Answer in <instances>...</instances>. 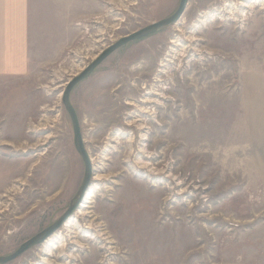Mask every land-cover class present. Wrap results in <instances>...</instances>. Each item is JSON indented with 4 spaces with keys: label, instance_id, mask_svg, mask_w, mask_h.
<instances>
[{
    "label": "rangeland",
    "instance_id": "1",
    "mask_svg": "<svg viewBox=\"0 0 264 264\" xmlns=\"http://www.w3.org/2000/svg\"><path fill=\"white\" fill-rule=\"evenodd\" d=\"M123 1L98 0L64 31L31 23L28 74L0 76V257L57 222L83 184L67 82L181 0ZM257 96L262 104L264 1L190 0L176 24L125 45L74 88L90 185L59 231L8 264H264V121L255 127L247 108Z\"/></svg>",
    "mask_w": 264,
    "mask_h": 264
},
{
    "label": "crops",
    "instance_id": "2",
    "mask_svg": "<svg viewBox=\"0 0 264 264\" xmlns=\"http://www.w3.org/2000/svg\"><path fill=\"white\" fill-rule=\"evenodd\" d=\"M97 2L98 0H0V76L22 77L28 74L29 51L36 44L35 40L30 39L31 23L36 31H40L42 27L44 34L55 28L63 30L66 25H73V19L80 21L78 19L84 17L82 13H89ZM44 18L48 23L43 22ZM51 24L53 26L48 30L47 27ZM61 51L60 48L54 55L59 56ZM260 80H257L255 90L260 87ZM260 102L261 96H257V101L247 104L250 112L248 116L257 128L264 121L261 115L264 101L262 104Z\"/></svg>",
    "mask_w": 264,
    "mask_h": 264
},
{
    "label": "water",
    "instance_id": "3",
    "mask_svg": "<svg viewBox=\"0 0 264 264\" xmlns=\"http://www.w3.org/2000/svg\"><path fill=\"white\" fill-rule=\"evenodd\" d=\"M190 0H181L177 11L169 18L161 20L157 23H153L143 29H140L132 34L121 37L116 43L110 45L105 50H102L96 58L87 65L82 72L73 77L67 82V87L63 94V104L66 111L68 112L71 122L73 125L74 132V144L78 154L82 157L85 164V177L81 189L79 190L76 202L72 203L69 210L53 225L39 233L35 237L29 239L27 242L22 244L19 249L9 256L0 257V264H8L21 257L24 253L34 248L35 246L42 245L47 239L53 236L59 231L72 216L74 211L78 208L79 204L83 200L85 193L90 185V179L92 176V165L90 157L85 149L84 141L82 137L80 122L78 115L71 101V94L74 88L81 82L87 80L95 70L113 53L124 47L125 45L138 41L156 34L162 28L168 27L172 24H176L184 15Z\"/></svg>",
    "mask_w": 264,
    "mask_h": 264
},
{
    "label": "bare ground",
    "instance_id": "4",
    "mask_svg": "<svg viewBox=\"0 0 264 264\" xmlns=\"http://www.w3.org/2000/svg\"><path fill=\"white\" fill-rule=\"evenodd\" d=\"M264 1V0H263ZM126 2V0H124L119 6H121V7H123L125 10H127V8H128V4L126 5V4H124ZM232 5V4H231ZM227 6H230V4H228ZM241 6H243L245 9H249V8H251V5H250V2H241ZM233 8V7H232ZM229 9V8H228ZM231 10H233V9H231ZM231 10H229V11H231ZM233 12V11H232ZM244 13V12H243ZM211 14V15H210ZM229 14H230V12H229ZM243 15V14H242ZM242 15H241V17H242ZM204 17H206L207 19L209 18V20L210 19H213V18H215V15L213 14L212 15V13H206V14H204ZM235 17L236 18H238V17H240L239 15H237V13H236V15H235ZM116 21L119 23L117 26L119 27L120 26V24L123 22L122 20H119V19H116ZM118 27L115 29V30H117L118 29ZM191 40V39H190ZM192 41H197V39H195V38H193L192 37ZM176 43V42H175ZM177 45H178V43H177ZM80 53V52H79ZM96 58V56H93V60ZM84 68L85 67H79V69L78 70H76V72H75V75H74V77L76 76V75H78L80 72H82L83 70H84ZM83 69V70H82ZM158 92V91H157ZM155 96H157V97H160L161 95H159V94H155ZM157 100V99H156ZM156 100H153V99H146L143 103H146V104H149V105H151V104H155L156 103ZM147 110V109H146ZM143 114H144V116H146L145 114H149V112H148V110L144 113L143 112ZM154 115H155V113H153ZM46 124H44V125H41V127L42 126H45ZM129 125H130V123H129ZM142 125H140V127H141ZM38 129L40 128L39 126H36ZM148 128V127H147ZM141 129H146V127H142ZM50 137V136H49ZM49 137H48V139H49ZM145 139V138H144ZM46 141H47V138L46 139H44L43 141H41L40 143H38V145L39 146H41V145H43V144H46ZM149 154H151V153H149ZM146 157V156H145ZM147 157H151L150 159H152V156L150 155V156H147ZM39 163V162H38ZM144 163V162H143ZM144 164H147V165H149L148 163H144ZM146 167V166H145ZM144 167V168H145ZM151 167V166H150ZM149 167V168H150ZM153 171H155V170H153ZM105 178H102L101 176H99V175H97L96 177H95V180H104ZM16 184L17 185H14V186H12L7 192H6V194L5 195H3L2 197L3 198H5L6 196H10V194H13V193H15V192H19V189L20 188H18V187H22V186H24V185H26V183H25V181L24 180H20V181H17L16 182ZM90 196H92L91 195V193L90 194H87V197H86V200H85V203H89L88 202V200H89V197ZM84 203V205H83V208L86 206V204ZM3 204L0 202V213H1V211H2V209H3ZM80 215H83L84 216V218H85V221H86V218L88 217V213L87 212H82V210L81 211H79L78 212ZM71 221H74V219L73 220H71ZM71 223V222H70ZM78 223V222H77ZM75 224V225H72L73 226V228H74V226L75 227H78L79 229H81V227H80V225H78V224ZM67 226H68V224H67ZM101 227V226H100ZM72 227H71V239H74V238H77L76 236H73V235H75L76 234V232H75V230L73 229ZM85 229H88V230H94L95 229V231L99 234V235H101V232H103L104 230H102V229H99V226L97 225V224H94V222H91V221H88V223L86 224V228ZM87 231V230H86ZM86 233H88V232H86ZM73 236V237H72ZM103 236H107V234H104L103 233ZM100 237V236H99ZM102 237V236H101ZM109 238V237H108ZM108 238H106V239H108ZM50 239V238H49ZM75 240V239H74ZM71 243H75L74 241H72ZM58 245V244H57ZM61 246V248L62 247H64V244H61L60 245ZM59 246V247H60ZM81 246V245H80ZM56 247V246H55ZM55 247H53V249L55 248ZM79 247V246H78ZM53 249L52 250H49L48 252H47V256H50V254H52V251H53ZM63 249V248H62ZM71 248H69V250H70ZM64 251V250H63ZM71 251H72V249L70 250V253H68L67 254V256H68V258H70L71 257ZM69 252V251H68ZM66 258V257H65ZM70 259H72V258H70ZM44 262H46V261H44ZM49 262V264H56L55 262H51V261H48Z\"/></svg>",
    "mask_w": 264,
    "mask_h": 264
},
{
    "label": "flooded vegetation",
    "instance_id": "5",
    "mask_svg": "<svg viewBox=\"0 0 264 264\" xmlns=\"http://www.w3.org/2000/svg\"><path fill=\"white\" fill-rule=\"evenodd\" d=\"M62 158H63L64 162L66 163V167H68V169H69L68 171H70V165H69L70 163L68 162V161H69V160H68V156L65 155V156H63ZM66 169H67V168H66ZM66 171H67V170H66Z\"/></svg>",
    "mask_w": 264,
    "mask_h": 264
}]
</instances>
